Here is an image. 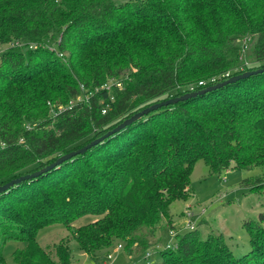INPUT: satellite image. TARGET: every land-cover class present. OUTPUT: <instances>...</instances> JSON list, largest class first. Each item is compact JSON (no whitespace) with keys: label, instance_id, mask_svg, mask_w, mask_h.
I'll list each match as a JSON object with an SVG mask.
<instances>
[{"label":"trees","instance_id":"obj_1","mask_svg":"<svg viewBox=\"0 0 264 264\" xmlns=\"http://www.w3.org/2000/svg\"><path fill=\"white\" fill-rule=\"evenodd\" d=\"M6 45L12 47L0 54V186L153 104L264 68V0H0V47ZM122 78V88L92 92ZM84 94L88 100L47 120L48 102ZM201 160L219 176L257 168L264 175V73L152 112L0 194V264H8L11 241L25 244L14 264H71V240L93 258L116 243L128 252L135 245L144 261L148 235L170 218L174 202L191 196ZM259 180L243 185L255 192ZM87 215L99 219L76 228ZM56 224L70 236L43 248L40 232ZM244 227L251 251L242 257L223 235L203 241L193 230L178 236L177 249L158 252L160 264H264V213Z\"/></svg>","mask_w":264,"mask_h":264},{"label":"rangeland","instance_id":"obj_2","mask_svg":"<svg viewBox=\"0 0 264 264\" xmlns=\"http://www.w3.org/2000/svg\"><path fill=\"white\" fill-rule=\"evenodd\" d=\"M128 1L130 0H114L119 5ZM11 47L10 45L0 47V54ZM248 66L254 67L255 65L248 63ZM124 80L126 79L109 80L103 87L95 88L92 92L97 93L102 89L113 92L114 86L123 87ZM81 90L83 93L88 91L84 85H81ZM86 95L81 96V101L85 100ZM71 103L72 101L68 103L48 102L49 117L47 120L55 119L59 112L71 106ZM27 127L30 130L34 128V125L28 124ZM246 179H249V186L254 185L256 179H260L261 183L258 184L255 192H251L249 187L243 185ZM191 189L192 194L187 200L176 201L171 205L170 218L163 221L157 233L148 235L149 249L147 251L152 255L151 264L161 263L158 252L167 247L171 239V231L181 235L188 233L191 226H195V231L200 232L203 241L212 233L223 235L236 257L249 253L251 251L250 236L244 223L258 221L259 215L264 213V175L262 171L258 168L251 171L231 170L219 176L212 173L206 163L201 160L196 164L192 174ZM98 219L97 216L87 215L77 220L74 226L79 228ZM69 236L70 233L64 225L56 224L42 230L38 242L43 248H52ZM118 244L98 252L93 258L82 252L75 240H71V264H146L142 257L136 255L137 246L134 245L128 252L127 245L122 243V249L118 251ZM24 246L25 244L19 241H11L6 245L4 257L8 264H14V252ZM109 255L113 256L111 260L108 259Z\"/></svg>","mask_w":264,"mask_h":264},{"label":"water","instance_id":"obj_3","mask_svg":"<svg viewBox=\"0 0 264 264\" xmlns=\"http://www.w3.org/2000/svg\"><path fill=\"white\" fill-rule=\"evenodd\" d=\"M263 73H264V68H261V69H258V70H253V71H247V72H245L243 74L233 76V77H231L230 79H228V80H226L224 82H221L219 84L210 86V87H208V88H206L204 90H201V91H198V92L187 93V94H184L183 96H180V97L171 98V99H168L166 101L153 104L152 106L144 109L141 112L136 113L131 118L125 120L123 123H121L115 129L109 131L107 134H105L101 138H98V139L92 141L88 145H86V146H84V147H82V148H80V149H78L76 151H72L70 153H67L65 155L60 156L55 162L51 163L47 167H45V168H43V169H41V170H39L37 172H34L32 174H26V175L20 176L19 178H16V179L10 181L9 183H7V184H5L3 186H0V194L9 191L11 188L21 184L22 182L29 181V180H32V179L40 177L41 175L46 174V173L50 172L51 170L57 168L58 166L62 165L66 161H69V160H71V159H73V158H75V157H77L79 155L85 154L91 148L97 146L98 144H100L103 141H105L107 138L113 136L116 133H119L120 131H122L126 127L130 126L134 122L142 119L143 117L149 115L152 112L158 111V110H160L162 108H165V107H168V106H171V105H175V104H177L179 102L186 101L188 99L197 97L199 95H205V94H207L209 92L221 89V88H223V87H225V86H227L229 84L236 83V82H238L240 80H245V79H248V78H250L252 76H256V75L263 74Z\"/></svg>","mask_w":264,"mask_h":264},{"label":"built area","instance_id":"obj_4","mask_svg":"<svg viewBox=\"0 0 264 264\" xmlns=\"http://www.w3.org/2000/svg\"><path fill=\"white\" fill-rule=\"evenodd\" d=\"M1 51V50H0ZM227 77H229V74H227ZM120 85V84H119ZM204 85V82H200L199 83V86H203ZM120 87H121V85H120ZM119 88V87H118ZM195 91V88H191V92H194ZM86 99L88 100V96H86ZM76 102H82L81 101V97H79L78 99H77V101H72V103H71V106H69L68 108H66L65 110H63V111H66V110H68V109H71L72 108V106L76 103ZM63 111H61V112H63ZM61 112H59V114L61 113ZM106 113V111H104V114ZM193 230H195V226H191V227H189V231H193ZM178 233H176L175 231H171L170 232V236H171V239H170V241H169V243L167 244V249H177V247H178ZM122 249V246L121 245H119L118 246V248H117V250L119 251V250H121ZM113 258V256L112 255H109V257H108V259L109 260H111ZM151 260H152V255H151V253H147L146 255H145V257H144V261H145V263L146 264H151Z\"/></svg>","mask_w":264,"mask_h":264}]
</instances>
